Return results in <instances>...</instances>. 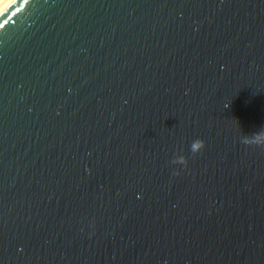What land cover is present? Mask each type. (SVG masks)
Instances as JSON below:
<instances>
[{"label":"water","instance_id":"1","mask_svg":"<svg viewBox=\"0 0 264 264\" xmlns=\"http://www.w3.org/2000/svg\"><path fill=\"white\" fill-rule=\"evenodd\" d=\"M0 264H264V0L7 4Z\"/></svg>","mask_w":264,"mask_h":264},{"label":"bare ground","instance_id":"2","mask_svg":"<svg viewBox=\"0 0 264 264\" xmlns=\"http://www.w3.org/2000/svg\"><path fill=\"white\" fill-rule=\"evenodd\" d=\"M11 1H12V0H4L5 6H6L7 4H9ZM5 6L0 7V11H1Z\"/></svg>","mask_w":264,"mask_h":264},{"label":"clouds","instance_id":"3","mask_svg":"<svg viewBox=\"0 0 264 264\" xmlns=\"http://www.w3.org/2000/svg\"><path fill=\"white\" fill-rule=\"evenodd\" d=\"M5 6L4 0H0V7ZM197 143H202L200 141H197Z\"/></svg>","mask_w":264,"mask_h":264}]
</instances>
